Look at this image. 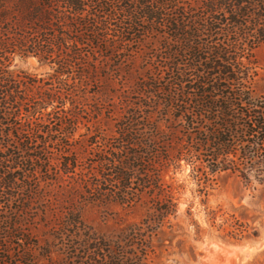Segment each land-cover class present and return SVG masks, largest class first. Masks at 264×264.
Here are the masks:
<instances>
[{"label":"trees","instance_id":"obj_1","mask_svg":"<svg viewBox=\"0 0 264 264\" xmlns=\"http://www.w3.org/2000/svg\"><path fill=\"white\" fill-rule=\"evenodd\" d=\"M10 29L0 37V264H146L147 242L178 208L179 185L163 172L183 160L199 185L228 168L263 170L264 95L251 86L250 57L264 45V0H19V29ZM142 46L143 113L123 116L111 138L88 136L80 159L66 100L75 107L88 79ZM4 51L46 60L52 72L13 74ZM73 176L92 201L146 194L145 216L112 240L68 210L40 245L28 227L50 203L45 188ZM222 223L230 235L244 231L233 215ZM57 244L64 256L52 260Z\"/></svg>","mask_w":264,"mask_h":264},{"label":"rangeland","instance_id":"obj_2","mask_svg":"<svg viewBox=\"0 0 264 264\" xmlns=\"http://www.w3.org/2000/svg\"><path fill=\"white\" fill-rule=\"evenodd\" d=\"M10 26L19 29V0H0V37L12 38L14 30ZM1 50L3 52L4 49ZM145 50L142 46L139 52L119 64L104 66L103 72H99L94 81L88 79L86 90L80 93L83 96L76 98L75 107L66 100L65 107H70L76 117L77 129L73 138L81 139L76 149L80 159L88 155L83 148L88 136L94 134L98 139L111 138L117 135L115 123L123 116H131L134 109H141L143 113L144 106L140 104L144 99L138 97L135 82L145 68L140 56ZM4 54L7 57L3 63L13 74L24 73L46 79L47 74L52 72V64L46 60L40 61L31 55L20 56L17 52L4 51ZM250 61L254 62L251 66L256 73L251 86L255 94L264 95V45L254 50ZM244 62L247 63V60ZM53 85L56 86L55 83ZM154 117L155 113L152 114ZM164 124L165 121H158L161 128ZM244 162L245 166L249 165L248 155H245ZM179 163L177 168L171 167L163 172L166 182L179 185L174 193L178 202L177 213L169 216L171 227L168 228L165 222L163 234L157 230V234L151 235V241L147 242L150 247L145 248V263L264 264V179L256 177L258 172L262 177L264 167L257 171V164H252V170L246 171L245 175L229 168L220 170L209 174V179L198 185L189 172V165L183 160ZM68 180L70 184H66ZM45 190H49L50 203L44 214L37 211L33 224L28 227L40 245L54 240L50 227L68 210H78L92 231L114 240L128 225L139 222L149 205L146 194L128 204L112 199L89 200L83 196L85 193L77 176L54 182ZM210 209L216 213L214 219L210 218ZM230 215L242 223V234L226 233L232 227L222 222ZM59 246L51 247L52 260H61L64 256L57 249ZM38 259V264H48L46 258Z\"/></svg>","mask_w":264,"mask_h":264}]
</instances>
